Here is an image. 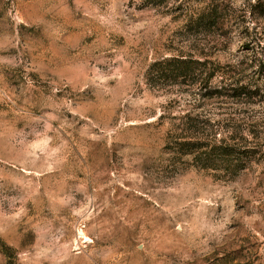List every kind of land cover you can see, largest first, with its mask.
Segmentation results:
<instances>
[{"label": "rangeland", "instance_id": "374dc122", "mask_svg": "<svg viewBox=\"0 0 264 264\" xmlns=\"http://www.w3.org/2000/svg\"><path fill=\"white\" fill-rule=\"evenodd\" d=\"M172 56L188 83L149 84ZM0 240L14 264H264V0H0Z\"/></svg>", "mask_w": 264, "mask_h": 264}, {"label": "trees", "instance_id": "16d2710c", "mask_svg": "<svg viewBox=\"0 0 264 264\" xmlns=\"http://www.w3.org/2000/svg\"><path fill=\"white\" fill-rule=\"evenodd\" d=\"M168 1L169 0H146L147 4L151 6H162ZM218 8L219 6H216L207 14H203L197 23V27L204 28L206 24H208L209 27H211L212 24L214 25L216 20L215 17L218 14ZM185 17L187 21L183 25L182 30L190 31L192 28L191 18H189V15ZM191 64L192 62L189 59L184 58V56H172L166 58L154 63L149 68L147 80L149 84H153L155 79H165L173 86L186 85L191 77ZM213 76L214 75H211L210 78H213ZM184 119L186 122L181 126L179 125L177 128L175 127L174 130H171L169 137L172 139V142L176 143V145L183 150L184 156H190L196 152V150H202L207 145L203 142L199 143L201 139H198V137H193V134L194 136L197 134V132L193 133V118H191L190 115H186ZM195 140L196 142H194ZM222 150V147L218 148V151L222 152ZM224 156H230V154H225ZM0 252H2L7 258V264H14L16 257L13 249L1 240Z\"/></svg>", "mask_w": 264, "mask_h": 264}]
</instances>
